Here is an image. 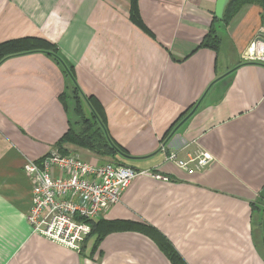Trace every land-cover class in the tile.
<instances>
[{"label": "crops", "instance_id": "crops-1", "mask_svg": "<svg viewBox=\"0 0 264 264\" xmlns=\"http://www.w3.org/2000/svg\"><path fill=\"white\" fill-rule=\"evenodd\" d=\"M216 4L138 0L146 31L131 18L132 0H0V44L24 37L55 44L126 150L120 164L169 176H138L102 216V239L92 235L81 252L33 233L24 165L60 151L72 81L47 50L4 59L0 264H173L169 250L179 264H264V62L248 59L264 12L245 4L224 24ZM213 24L218 50L201 46ZM200 149L214 160L194 174L167 158ZM132 224L152 226L170 249Z\"/></svg>", "mask_w": 264, "mask_h": 264}, {"label": "built area", "instance_id": "built-area-1", "mask_svg": "<svg viewBox=\"0 0 264 264\" xmlns=\"http://www.w3.org/2000/svg\"><path fill=\"white\" fill-rule=\"evenodd\" d=\"M248 59L264 62V28L253 41ZM167 158L188 174L203 171L214 160L203 149L187 158L170 152ZM24 172L32 183V205L27 214L32 232L77 252L92 232L87 220L102 218L111 206L121 202L138 176L169 180V176L153 170L84 160L57 150L40 160H28Z\"/></svg>", "mask_w": 264, "mask_h": 264}, {"label": "trees", "instance_id": "trees-1", "mask_svg": "<svg viewBox=\"0 0 264 264\" xmlns=\"http://www.w3.org/2000/svg\"><path fill=\"white\" fill-rule=\"evenodd\" d=\"M258 4L263 8L264 12V0H231L228 6L225 9L224 12V18L221 20L224 24H228L232 17L240 10V8L245 4ZM131 18L132 20L138 24L141 28L148 31L144 23L142 22V19L140 17V12L138 8V0H132L131 5ZM219 20L217 17L215 18ZM221 44V37L217 32V29L215 25L213 24L210 28L209 32L206 34L201 46L204 47H211L215 50L219 49V46ZM37 50H47L53 54V56L56 58L59 64L62 65L63 68H65L66 74L70 77L72 84L68 87V90L63 95L64 102L67 106V108L70 109V105L68 104V92L70 90V87L73 86V88L82 96L83 100L88 105V111L91 113V117H85L84 122L86 125H88L87 128L81 129L79 132H73L72 131V119H71V125L69 130L63 135L60 142H58V146L60 148V152L63 154L71 153L69 149L64 147L67 143H73L75 145L88 148L93 152H96L103 156H110L112 157L113 161L108 162H115V163H121L118 160L117 154L122 153L126 154V150L117 143L108 133L107 131V119L105 112L103 108H100L97 106V103L93 102V97H86L82 94L79 86L77 85L76 81L74 80V71L72 66L65 61L62 54L59 52V49L55 44H53L51 41L41 38V37H24L19 38L15 40H10L4 43L0 44V63L11 56L19 55L23 53H29ZM195 107V106H194ZM189 110L186 113H184L183 118H180L173 126L172 129L180 123L188 114H190L193 110V108ZM79 114H83V116H86L84 114V111L81 109H78ZM72 113V111H71ZM172 129L169 133L172 132ZM100 163H105V161H101ZM91 226H92V232L87 237V239L84 241V244L86 241L94 234L98 235L97 242L102 239L104 232L102 229L104 218L99 219H91L87 220ZM141 227L146 233L153 236L156 240L159 241L160 246L166 251L167 249H170V244L162 238V235L157 234L155 236V232L157 231L152 226L148 225H138V224H132ZM96 242V243H97ZM84 244L82 246V249L84 247ZM82 251V250H81ZM167 255L170 256L172 259L173 264H179L180 258L178 257L177 253L173 250H169Z\"/></svg>", "mask_w": 264, "mask_h": 264}, {"label": "rangeland", "instance_id": "rangeland-1", "mask_svg": "<svg viewBox=\"0 0 264 264\" xmlns=\"http://www.w3.org/2000/svg\"><path fill=\"white\" fill-rule=\"evenodd\" d=\"M222 56H223V54H222ZM68 104L70 105V108L72 111V131L73 132L74 131L79 132L81 129L87 128L88 125H86L84 120H82V119H84L85 117H91V113H89V111H88L87 103L83 100L82 96L73 88V86L70 87V90L68 92ZM78 109L83 110L84 114L86 116H83V114H79ZM67 144L72 145L73 148L75 146L78 151H81L82 153L80 152L81 154H79L78 156L84 160L90 161V158L92 156H94L95 158H98V160L100 162L101 161H105V162L113 161L112 157H110V156L100 155L96 152L91 151L88 148H84V147L75 145L73 143H67ZM69 151H71V150H69ZM73 152H75V151H73ZM84 154H86V155H84Z\"/></svg>", "mask_w": 264, "mask_h": 264}, {"label": "water", "instance_id": "water-1", "mask_svg": "<svg viewBox=\"0 0 264 264\" xmlns=\"http://www.w3.org/2000/svg\"><path fill=\"white\" fill-rule=\"evenodd\" d=\"M231 0H217L216 9H215V16L222 20L224 18V12L228 4ZM259 196L264 198V187L259 193Z\"/></svg>", "mask_w": 264, "mask_h": 264}]
</instances>
